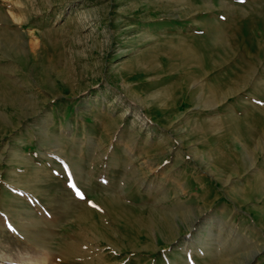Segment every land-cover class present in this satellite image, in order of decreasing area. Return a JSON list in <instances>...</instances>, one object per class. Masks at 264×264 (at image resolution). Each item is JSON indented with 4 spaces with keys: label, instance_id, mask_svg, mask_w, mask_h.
<instances>
[{
    "label": "rangeland",
    "instance_id": "1",
    "mask_svg": "<svg viewBox=\"0 0 264 264\" xmlns=\"http://www.w3.org/2000/svg\"><path fill=\"white\" fill-rule=\"evenodd\" d=\"M0 264H264V0H0Z\"/></svg>",
    "mask_w": 264,
    "mask_h": 264
},
{
    "label": "snow or ice",
    "instance_id": "2",
    "mask_svg": "<svg viewBox=\"0 0 264 264\" xmlns=\"http://www.w3.org/2000/svg\"><path fill=\"white\" fill-rule=\"evenodd\" d=\"M74 187V186H73ZM77 195H79L81 198H83V194L77 191ZM94 206V205H93Z\"/></svg>",
    "mask_w": 264,
    "mask_h": 264
},
{
    "label": "bare ground",
    "instance_id": "3",
    "mask_svg": "<svg viewBox=\"0 0 264 264\" xmlns=\"http://www.w3.org/2000/svg\"><path fill=\"white\" fill-rule=\"evenodd\" d=\"M212 105V103H210ZM213 106V105H212ZM86 210V209H85ZM89 210V209H88ZM84 218V217H83Z\"/></svg>",
    "mask_w": 264,
    "mask_h": 264
}]
</instances>
